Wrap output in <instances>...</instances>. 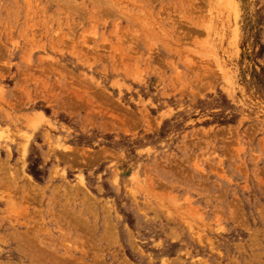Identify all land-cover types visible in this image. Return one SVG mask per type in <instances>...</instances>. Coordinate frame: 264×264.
Listing matches in <instances>:
<instances>
[{
  "label": "rangeland",
  "instance_id": "1",
  "mask_svg": "<svg viewBox=\"0 0 264 264\" xmlns=\"http://www.w3.org/2000/svg\"><path fill=\"white\" fill-rule=\"evenodd\" d=\"M0 264H264V0H0Z\"/></svg>",
  "mask_w": 264,
  "mask_h": 264
},
{
  "label": "bare ground",
  "instance_id": "2",
  "mask_svg": "<svg viewBox=\"0 0 264 264\" xmlns=\"http://www.w3.org/2000/svg\"><path fill=\"white\" fill-rule=\"evenodd\" d=\"M229 2H230V0H229Z\"/></svg>",
  "mask_w": 264,
  "mask_h": 264
}]
</instances>
